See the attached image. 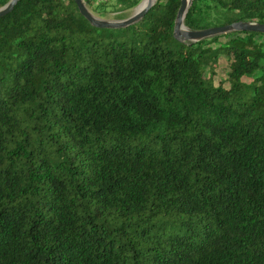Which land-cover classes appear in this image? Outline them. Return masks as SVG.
Masks as SVG:
<instances>
[{
	"label": "trees",
	"instance_id": "16d2710c",
	"mask_svg": "<svg viewBox=\"0 0 264 264\" xmlns=\"http://www.w3.org/2000/svg\"><path fill=\"white\" fill-rule=\"evenodd\" d=\"M140 1L84 0L115 20ZM179 6L0 17V264H264V34L181 40ZM234 22L264 24V0H190L183 20Z\"/></svg>",
	"mask_w": 264,
	"mask_h": 264
},
{
	"label": "water",
	"instance_id": "95a60500",
	"mask_svg": "<svg viewBox=\"0 0 264 264\" xmlns=\"http://www.w3.org/2000/svg\"><path fill=\"white\" fill-rule=\"evenodd\" d=\"M17 1L18 0H9L4 6L0 7V17L10 12ZM155 1L156 0H147V2L140 9L136 10L130 17L123 20H105L98 18L87 8L84 0H74V3L77 6L80 14L94 26L124 27L143 18L145 13L152 7ZM140 4H138V6ZM189 4L190 0H180V6L177 10L173 29V34L178 39L195 42L230 31L259 32L264 34V24H257L253 22H234L224 26H216L201 30H190L186 28L183 23Z\"/></svg>",
	"mask_w": 264,
	"mask_h": 264
},
{
	"label": "rangeland",
	"instance_id": "374dc122",
	"mask_svg": "<svg viewBox=\"0 0 264 264\" xmlns=\"http://www.w3.org/2000/svg\"><path fill=\"white\" fill-rule=\"evenodd\" d=\"M143 0H141L138 4H140ZM138 4L129 9L128 11L124 12V13H121L125 16V18L123 19H126L128 17H130L137 9V6ZM94 14V13H93ZM96 17L98 18H101V19H105V20H115L114 19V13H111L108 15V17L104 18V17H100L96 14H94ZM122 19V20H123ZM121 20V19H119ZM259 40L258 41H263V37H260L258 38ZM225 38L223 37H218V41L219 42H222L224 41ZM229 71V61H228V58L227 57H221L218 61V64H217V67H216V70H215V75L213 77V80L216 84H224V85H227V82H226V77H227V73Z\"/></svg>",
	"mask_w": 264,
	"mask_h": 264
},
{
	"label": "bare ground",
	"instance_id": "6f19581e",
	"mask_svg": "<svg viewBox=\"0 0 264 264\" xmlns=\"http://www.w3.org/2000/svg\"><path fill=\"white\" fill-rule=\"evenodd\" d=\"M146 2H147V0H143L142 3L137 7L136 10L140 9Z\"/></svg>",
	"mask_w": 264,
	"mask_h": 264
}]
</instances>
